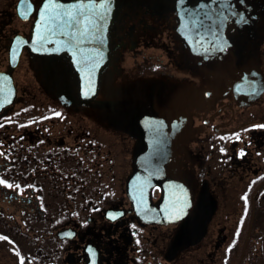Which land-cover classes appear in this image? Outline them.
I'll use <instances>...</instances> for the list:
<instances>
[{
  "label": "flooded vegetation",
  "instance_id": "af4514ba",
  "mask_svg": "<svg viewBox=\"0 0 264 264\" xmlns=\"http://www.w3.org/2000/svg\"><path fill=\"white\" fill-rule=\"evenodd\" d=\"M43 1L0 0V264H264V0H110L94 97Z\"/></svg>",
  "mask_w": 264,
  "mask_h": 264
},
{
  "label": "water",
  "instance_id": "95a60500",
  "mask_svg": "<svg viewBox=\"0 0 264 264\" xmlns=\"http://www.w3.org/2000/svg\"><path fill=\"white\" fill-rule=\"evenodd\" d=\"M109 1L110 0H107V4L104 7H99L98 9L89 7L86 9V11L88 12H93L95 14V18L92 21V26L89 29V32L84 34L82 37L76 38L80 41L79 43L75 42L73 34L69 32L70 27H76L77 25L73 24L69 26L67 25V21L65 20L64 30L61 31L59 26L60 22H57L51 27L42 24L44 18H42L41 8L43 6L39 7L37 17L31 27V35L34 36L33 39L37 35H41L43 28L45 33L46 27H48V34L50 35L63 37L65 33H68L66 35L71 36V40L66 41L69 44V47H65V42H62L60 47L57 49H61V46H63V49L69 54L70 58L72 59L77 68L78 73L76 75L79 76L80 79L78 88L79 94H84V92H88V95H93L92 97H94L96 95L95 93L98 92L101 73L105 64L107 63L109 54V44L108 39H106V29L107 25L109 24L107 16L109 15L111 9ZM59 3L68 6L75 3V0H59ZM98 4L99 0H97V5ZM39 43H41V41H39ZM27 45H29V43L28 40L25 39V42H23L22 47H26ZM20 50L21 46L18 47V53ZM66 52H63L62 54L67 55ZM8 83L10 85L0 87V96L2 98H5V101H3L2 103L0 101V107L3 106L5 103H8L11 99L10 96L6 95V93L12 92V83L11 81ZM66 85V88L68 90L71 89L69 87V84ZM70 92H72L71 94L74 93L73 90H71ZM92 97L90 96V98ZM2 98H0V100H2ZM82 101L86 102L83 99Z\"/></svg>",
  "mask_w": 264,
  "mask_h": 264
},
{
  "label": "snow or ice",
  "instance_id": "6c2138e0",
  "mask_svg": "<svg viewBox=\"0 0 264 264\" xmlns=\"http://www.w3.org/2000/svg\"><path fill=\"white\" fill-rule=\"evenodd\" d=\"M25 0H21V3H24ZM27 2H31V0H27ZM107 4V0H99V4L95 3V0H75V3L65 6L59 3V0H44L43 7L41 8L42 18L46 20V26L51 27L55 25L57 22H60L61 31L64 30V21H67V25H77L76 27H70L69 32L73 34V38L76 43L80 41L76 39L77 37H82L84 34L89 32V29L92 26V21L95 18V14L93 12L86 11L87 8H96L104 7ZM68 34V33H65ZM65 47H69V44L65 42ZM75 58V57H74ZM84 95H88V92H84ZM59 115V113H56ZM252 127H256L252 125ZM260 127H264V125H260ZM237 139L239 136L233 134ZM222 152L226 151L223 147L220 149ZM244 149H240L239 154H243ZM0 183L7 184L8 181L0 178ZM245 200L247 199L245 194ZM112 215V213H109ZM174 219L175 217H170ZM23 260V257H21Z\"/></svg>",
  "mask_w": 264,
  "mask_h": 264
}]
</instances>
